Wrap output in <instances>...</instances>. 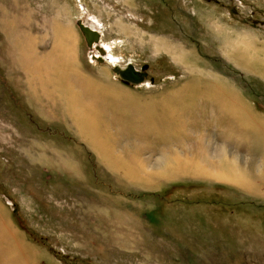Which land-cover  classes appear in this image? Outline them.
<instances>
[{
  "label": "rangeland",
  "instance_id": "374dc122",
  "mask_svg": "<svg viewBox=\"0 0 264 264\" xmlns=\"http://www.w3.org/2000/svg\"><path fill=\"white\" fill-rule=\"evenodd\" d=\"M0 264H264V0H0Z\"/></svg>",
  "mask_w": 264,
  "mask_h": 264
},
{
  "label": "water",
  "instance_id": "95a60500",
  "mask_svg": "<svg viewBox=\"0 0 264 264\" xmlns=\"http://www.w3.org/2000/svg\"><path fill=\"white\" fill-rule=\"evenodd\" d=\"M75 26L78 29L86 48L91 52L94 48L98 52L99 57H94L90 54V59L98 64L103 62L102 57L104 56L103 49L99 46L100 34L87 26H85L81 20L75 21ZM112 73L117 75L124 85L138 84L143 81V76H139L134 71L132 66H128L127 69L121 71L117 67L112 69Z\"/></svg>",
  "mask_w": 264,
  "mask_h": 264
},
{
  "label": "flooded vegetation",
  "instance_id": "af4514ba",
  "mask_svg": "<svg viewBox=\"0 0 264 264\" xmlns=\"http://www.w3.org/2000/svg\"><path fill=\"white\" fill-rule=\"evenodd\" d=\"M100 46V45H99ZM101 47V46H100ZM102 49H103V51H104V54H106L105 53V50H104V48L103 47H101ZM87 49V48H86ZM92 53H95L97 56H94ZM87 54H92V56H94V57H99V54H98V52L97 51H95V49L93 48L92 50H91V52L87 49ZM105 56V55H104ZM104 56L102 57V60H103V62L101 63V64H103V63H105V61H104ZM93 62H95V61H93ZM96 63V62H95ZM96 64H98V63H96ZM128 66H132V65H127V67ZM127 67L125 68V69H127ZM133 67V66H132ZM125 69H123V70H125ZM133 69H134V71L135 72H137V74H138V77L139 76H143V81L146 79V77H147V75H148V68L145 66V67H142V69L141 70H136L134 67H133ZM122 70V71H123ZM143 81L141 82V83H138V84H128V85H124L123 83V85L124 86H137V85H140V84H142L143 83Z\"/></svg>",
  "mask_w": 264,
  "mask_h": 264
},
{
  "label": "bare ground",
  "instance_id": "6f19581e",
  "mask_svg": "<svg viewBox=\"0 0 264 264\" xmlns=\"http://www.w3.org/2000/svg\"><path fill=\"white\" fill-rule=\"evenodd\" d=\"M104 55H105L104 58L107 59V58H108L107 55H106V54H104ZM119 70H120V69H119ZM121 71H122V70H121ZM114 75H115V74H114ZM116 76H117V75H116ZM118 78H119V77H118ZM119 79H120V78H119ZM120 81H121V80H120Z\"/></svg>",
  "mask_w": 264,
  "mask_h": 264
}]
</instances>
